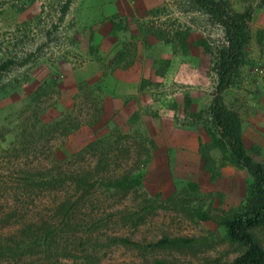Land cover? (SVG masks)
<instances>
[{"label": "rangeland", "instance_id": "374dc122", "mask_svg": "<svg viewBox=\"0 0 264 264\" xmlns=\"http://www.w3.org/2000/svg\"><path fill=\"white\" fill-rule=\"evenodd\" d=\"M65 1L0 0V65L13 61L0 78V264L231 261L244 247L224 222L244 211L254 179L219 145L209 110L223 29L193 0H131L126 14L116 4L130 0H71L62 15ZM225 1L250 19L222 105L264 165L252 122L258 113L264 124V0ZM101 20L130 37L125 59L147 55L152 67L141 110L98 121L81 145L74 133L91 122L96 93L59 75L97 69L87 24ZM181 129L204 133L197 160L177 144ZM250 232L264 248V224Z\"/></svg>", "mask_w": 264, "mask_h": 264}, {"label": "trees", "instance_id": "16d2710c", "mask_svg": "<svg viewBox=\"0 0 264 264\" xmlns=\"http://www.w3.org/2000/svg\"><path fill=\"white\" fill-rule=\"evenodd\" d=\"M201 6L210 19L221 26L224 40L217 49L215 62L218 83L216 93L209 108L212 122L219 129L221 148L229 147L233 161L245 168L253 177L251 191L246 199L244 211L224 222L230 239L239 242L244 250L231 261L221 264H264V248L252 236L250 230L264 224V165L256 162L247 153L241 137L238 122L228 113L221 100V94L232 83L241 64L243 46L247 34L249 13L237 14L229 8L225 0H193ZM71 0H66L61 7L64 15ZM185 38V37H183ZM185 40V39H183ZM13 61L7 60L0 65V78ZM29 229V228H27ZM9 253V252H8ZM155 264H163L157 262Z\"/></svg>", "mask_w": 264, "mask_h": 264}, {"label": "crops", "instance_id": "0c3cea01", "mask_svg": "<svg viewBox=\"0 0 264 264\" xmlns=\"http://www.w3.org/2000/svg\"><path fill=\"white\" fill-rule=\"evenodd\" d=\"M131 5V0L126 2V6L116 4V10L120 14H126V11L131 12L130 8L134 9V6ZM108 23L101 20L100 22H89L87 24L91 40L99 46V53H101L102 57L98 61H93L97 65V69L95 71L91 70L89 73L86 71L83 74L81 69L80 74H75L74 72L68 77L64 74L62 75V73L59 75L61 81L72 83L74 86L84 81L96 93L94 95L95 99H93L95 111L92 112L91 124L88 122L89 124L81 125L74 133L75 141L81 145L88 142L93 132V126L98 121L104 120L105 125L109 126L111 123L117 122V118L130 119L135 116L136 111L141 110L142 98L139 94L141 81L152 67L147 62V55L143 59L137 55L126 58L128 59L126 60L122 55V51L124 50L125 41L130 40V37L128 35L125 36L124 32ZM122 61L127 62L122 63ZM262 62L264 65V56ZM262 80V86H264V79ZM255 118V121H252L254 127L258 129L259 135L264 134V124L258 121V113ZM179 131L182 136L179 137L180 139L176 143L182 145V151L186 153L187 159L197 160L199 154L198 143H204L207 140L204 133L192 129H181ZM254 133L255 135L257 134L256 132ZM169 148L177 151V145ZM191 165L190 163L189 166ZM197 165L199 164L196 163Z\"/></svg>", "mask_w": 264, "mask_h": 264}]
</instances>
